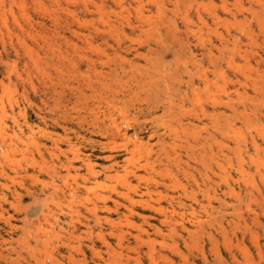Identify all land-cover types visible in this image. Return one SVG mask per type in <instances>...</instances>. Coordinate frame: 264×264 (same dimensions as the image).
Returning <instances> with one entry per match:
<instances>
[{
	"label": "rangeland",
	"instance_id": "rangeland-1",
	"mask_svg": "<svg viewBox=\"0 0 264 264\" xmlns=\"http://www.w3.org/2000/svg\"><path fill=\"white\" fill-rule=\"evenodd\" d=\"M0 39V264H264V0H0Z\"/></svg>",
	"mask_w": 264,
	"mask_h": 264
},
{
	"label": "bare ground",
	"instance_id": "bare-ground-1",
	"mask_svg": "<svg viewBox=\"0 0 264 264\" xmlns=\"http://www.w3.org/2000/svg\"><path fill=\"white\" fill-rule=\"evenodd\" d=\"M119 2H121V1H119ZM101 7V6H100ZM138 15V14H137ZM141 16V15H140ZM139 17V16H138ZM141 18H142V16H141ZM136 20H137V18H136ZM140 20V19H139ZM140 22H141V20H140ZM1 40V39H0ZM0 117H2L4 114H6V112L4 111V109L3 108H1L0 109ZM1 120V119H0ZM2 122V121H1ZM3 125V124H2ZM0 127H1V125H0ZM3 127V126H2ZM1 127V128H2ZM0 128V129H1ZM4 128V127H3ZM3 128H2V130H3ZM5 131V130H4ZM3 133V132H2ZM1 134V133H0ZM8 136V135H7ZM7 136H5V137H7ZM1 139H5V138H1ZM6 140V139H5ZM7 142V140L6 141H4L2 144H4V143H6ZM27 147V146H26ZM3 150V149H2ZM3 153H5V152H3ZM8 155H5V157H7ZM15 175V174H14ZM47 209V208H46ZM192 223V222H191ZM195 223V222H194ZM39 235V234H38ZM37 240V239H36Z\"/></svg>",
	"mask_w": 264,
	"mask_h": 264
}]
</instances>
